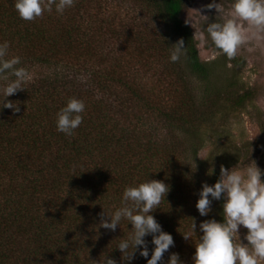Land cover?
I'll use <instances>...</instances> for the list:
<instances>
[{
    "label": "trees",
    "instance_id": "trees-1",
    "mask_svg": "<svg viewBox=\"0 0 264 264\" xmlns=\"http://www.w3.org/2000/svg\"><path fill=\"white\" fill-rule=\"evenodd\" d=\"M185 1L75 0L63 13L53 7L23 20L14 0H0V40L10 42L9 55L21 57L17 66L46 72L6 97L19 111L0 107V264H94L104 254L117 264H146L138 250L127 260L115 247L130 222L114 231L97 227L103 208L120 205L125 186L146 179L170 185L151 211L174 240L158 264L171 252L192 264L196 235L183 236L192 219L197 235L201 221L223 219L222 200L200 215L198 190L232 159L224 147L217 158L199 160L198 131L253 93L232 89L240 58L201 60L181 16ZM178 39L185 51L171 61ZM227 62L233 70L221 85L217 73L229 71ZM194 81L208 87L205 109L193 96ZM70 97L82 99L85 109L80 126L66 135L55 119Z\"/></svg>",
    "mask_w": 264,
    "mask_h": 264
},
{
    "label": "clouds",
    "instance_id": "clouds-1",
    "mask_svg": "<svg viewBox=\"0 0 264 264\" xmlns=\"http://www.w3.org/2000/svg\"><path fill=\"white\" fill-rule=\"evenodd\" d=\"M75 0H14L13 6L17 15L23 20H34L47 11L63 13L73 6ZM213 0L207 7L218 8ZM245 24L254 29V35L264 33V0H232L231 13L223 22L213 21L204 28L206 40L210 39L218 52L227 57H234L239 46L245 41L247 33ZM169 59L177 61L184 54L183 39L172 44ZM10 42L0 40V107L19 111L18 103L6 99L33 79L28 68L20 65L19 55H9ZM85 102L77 97H70L67 103L56 113L57 131L73 135L83 120ZM209 172V171H208ZM212 172L211 171L209 173ZM261 169L255 161L244 167L226 168L220 166L219 178L213 183L202 182L198 190L195 207L201 216L211 211L212 200H222L223 219L203 220L199 224L200 234L196 233L194 218L189 231L183 233L185 239L196 235L195 251L192 253V264H260L264 261V181ZM170 185L159 179H146L138 184L124 187L121 203L108 211L103 208L97 227L115 230L122 220L130 222L131 231L118 240L116 248L127 260L139 254L147 257L146 264H158L163 254L174 245L172 235L162 229L161 224L151 214L160 205ZM104 217H107L105 219ZM247 229L243 240L239 229ZM151 235V240L145 237ZM246 241V242H244ZM154 247L149 249L148 245ZM151 251V255L149 252ZM94 264H117L116 259L107 257L94 260ZM164 264H185L179 253L171 252Z\"/></svg>",
    "mask_w": 264,
    "mask_h": 264
},
{
    "label": "rangeland",
    "instance_id": "rangeland-1",
    "mask_svg": "<svg viewBox=\"0 0 264 264\" xmlns=\"http://www.w3.org/2000/svg\"><path fill=\"white\" fill-rule=\"evenodd\" d=\"M212 2L213 0H186L181 14L182 19L192 30L199 56L203 61L218 60L222 56V52L214 50L210 39L206 40L205 26L215 20L223 22L231 13L232 0H215L219 5L217 9L207 7ZM245 31L247 37L235 55L241 61L237 66L236 82L232 89H250L253 93L252 97L243 106L235 107L222 119L216 120L215 126L209 125L200 128L198 131L199 144L196 147L197 158L203 161L211 153H214L217 158L220 151L226 147L229 155L232 156V159H229L231 163L227 168L244 167L254 160L257 166L264 169V33L254 35L255 30L247 24H245ZM226 65L229 71L220 69V72L217 73L219 75L218 84L229 77L233 70L232 63L227 62ZM29 71L32 75L46 73L38 66L32 67ZM47 71L49 70L47 69ZM207 90L208 87L204 82H193V96L199 101L201 100L202 103L204 102L203 109H205V104L210 105L211 103V98L207 100L205 97ZM188 161L191 162L190 165L195 164L191 153ZM228 162L226 161V163ZM261 180L264 181V174H262ZM214 201L212 200L210 213L214 211ZM246 231L247 229L244 227L239 229L242 240L243 233ZM260 264H264V261H261Z\"/></svg>",
    "mask_w": 264,
    "mask_h": 264
}]
</instances>
